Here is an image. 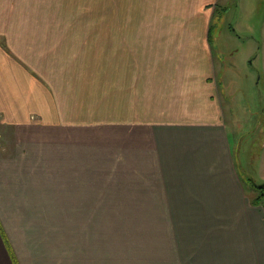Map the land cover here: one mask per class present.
<instances>
[{
	"label": "crops",
	"instance_id": "obj_1",
	"mask_svg": "<svg viewBox=\"0 0 264 264\" xmlns=\"http://www.w3.org/2000/svg\"><path fill=\"white\" fill-rule=\"evenodd\" d=\"M27 1L0 0V264H264L213 46L224 0H169L185 25L116 28L108 53L91 32L71 59L63 1Z\"/></svg>",
	"mask_w": 264,
	"mask_h": 264
},
{
	"label": "rangeland",
	"instance_id": "obj_2",
	"mask_svg": "<svg viewBox=\"0 0 264 264\" xmlns=\"http://www.w3.org/2000/svg\"><path fill=\"white\" fill-rule=\"evenodd\" d=\"M61 1L63 7L60 11L63 14L55 16L52 24L69 27L70 59L84 56L79 55L72 41L83 37L93 38V35H87L91 32L100 34L101 43L95 50L106 49L105 53H108L109 34L116 28L119 31L133 27L135 32H147L154 27L186 23L185 20L171 21L162 15L169 6V0ZM221 4L215 6L217 13L211 22H214L215 58L218 59L217 64L221 65L217 66L219 80L224 70L229 69L225 75V80L229 81L224 93L228 99L226 120L235 159L244 174L248 193L251 198L261 200L264 206V187L254 185L264 184V0H224ZM56 7L55 3L54 12L58 10ZM85 51L86 59L90 62L94 56L93 47L88 42ZM105 53L103 57H107L108 61L109 55ZM92 89L90 86V92ZM93 91V99L101 104V109L108 108L109 90L101 87L100 94H97V88Z\"/></svg>",
	"mask_w": 264,
	"mask_h": 264
},
{
	"label": "trees",
	"instance_id": "obj_3",
	"mask_svg": "<svg viewBox=\"0 0 264 264\" xmlns=\"http://www.w3.org/2000/svg\"><path fill=\"white\" fill-rule=\"evenodd\" d=\"M252 203H253V204H256V205H259V204L261 203V200L253 199V200H252Z\"/></svg>",
	"mask_w": 264,
	"mask_h": 264
},
{
	"label": "water",
	"instance_id": "obj_4",
	"mask_svg": "<svg viewBox=\"0 0 264 264\" xmlns=\"http://www.w3.org/2000/svg\"><path fill=\"white\" fill-rule=\"evenodd\" d=\"M255 186H257L258 188H263L264 187V184L262 186H259L257 184H254Z\"/></svg>",
	"mask_w": 264,
	"mask_h": 264
}]
</instances>
